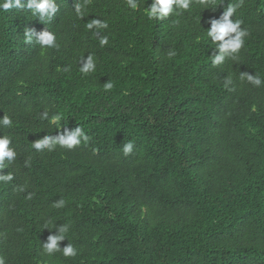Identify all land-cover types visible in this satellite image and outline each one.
Wrapping results in <instances>:
<instances>
[{"label": "trees", "instance_id": "16d2710c", "mask_svg": "<svg viewBox=\"0 0 264 264\" xmlns=\"http://www.w3.org/2000/svg\"><path fill=\"white\" fill-rule=\"evenodd\" d=\"M55 2L51 19L0 10V118L12 121L0 136L16 152L0 170L13 175L0 181L5 264H264V82L241 79L264 81V0H192L163 20L148 18L152 0H87L83 17L85 0ZM230 3L248 35L214 67L209 20ZM96 18L107 28L89 30ZM25 29L56 47L25 43ZM78 126L87 143L32 146Z\"/></svg>", "mask_w": 264, "mask_h": 264}, {"label": "clouds", "instance_id": "9594fccd", "mask_svg": "<svg viewBox=\"0 0 264 264\" xmlns=\"http://www.w3.org/2000/svg\"><path fill=\"white\" fill-rule=\"evenodd\" d=\"M86 3L87 0H85L84 4L77 3L75 5V11L78 16H84L83 8L86 7ZM126 3L127 6L133 10L138 8L137 0H126ZM191 3L192 0H152L151 5L146 9V14L149 19L163 20L172 14L176 9H189ZM200 3L207 4V0H200ZM237 7H239V5L230 3L223 12L220 19L211 18L209 20L211 26L207 29L206 35L208 38H210L211 43L215 45V48L218 50L210 56L214 67L222 64L226 58L236 56L244 44V38L248 35L247 31L241 27V21L232 19ZM13 8L17 10H23L27 8L32 12L33 15L39 16L42 19L44 17L51 19L53 14L58 11V6L55 0H0V10L8 11ZM86 26L89 30L96 29L98 31L100 29L107 28V23L96 18L91 19ZM24 35L25 43L27 44H31L33 40H35V43L41 47H56V38L54 34L48 30L35 33L30 29H25ZM107 42V37L100 38L101 47L107 44ZM169 55H174V53L170 52ZM95 67V61L91 54L82 58L80 64V71L82 73L88 74L93 72L95 71ZM241 79H247L256 86H260L262 82H264L260 77L247 72L242 73ZM112 87L113 85L111 82L105 83L106 90L111 89ZM41 118L49 119L51 123H56L60 119V117L56 115L49 117L47 111L42 114ZM11 123L12 121L7 115H4L2 118H0V125L9 126ZM59 128L60 127L57 129ZM88 140L89 136L80 126H78L72 130L64 129L56 135H46L43 138L34 141L32 146L37 150H43L47 148L49 151L54 150L56 145L67 149H73L82 142L87 143ZM10 143V137L5 135L0 136V170L5 168V161L11 163L15 160L16 152L13 148L9 147ZM133 147L134 146L132 142L123 144L122 151L124 155L132 153ZM12 179L13 175L11 173L0 174V181L7 182L11 181ZM63 205L64 201L60 200L55 206L62 207ZM56 227L57 225L55 228ZM58 230V235H50L48 237V241L43 244V250L49 255L61 250L59 242L66 238L64 233L68 231V226H59ZM62 250L66 257L76 255V249L71 244L63 247ZM0 264H5V261L2 257H0Z\"/></svg>", "mask_w": 264, "mask_h": 264}]
</instances>
